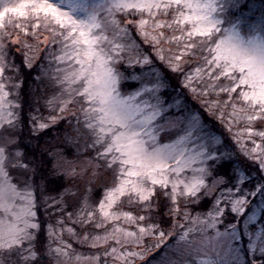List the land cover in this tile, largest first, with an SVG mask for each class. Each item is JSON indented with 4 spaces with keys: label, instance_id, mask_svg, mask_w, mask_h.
<instances>
[{
    "label": "snow or ice",
    "instance_id": "1",
    "mask_svg": "<svg viewBox=\"0 0 264 264\" xmlns=\"http://www.w3.org/2000/svg\"><path fill=\"white\" fill-rule=\"evenodd\" d=\"M0 264H264V0H0Z\"/></svg>",
    "mask_w": 264,
    "mask_h": 264
},
{
    "label": "trees",
    "instance_id": "2",
    "mask_svg": "<svg viewBox=\"0 0 264 264\" xmlns=\"http://www.w3.org/2000/svg\"><path fill=\"white\" fill-rule=\"evenodd\" d=\"M44 34L46 35V33H44ZM19 35H20L21 39H25V36L22 33H19ZM40 96H41V99H40L39 103H32L30 96L25 97V103H24V106H23V110H22L21 116H22V119L25 120L28 124H31L33 118H35L37 120V122H38L39 118H41L40 114L41 113H45L44 97L46 96V94H45V91H43V86H41ZM61 127H63L62 124H59V125L52 124L51 125V130L48 132V134L47 135H44V134L41 135V138L39 140V145L35 149V155L39 156L40 148H42V143L45 142V141L52 140L53 137L55 136V132H57V130H60ZM22 134H23V136L25 138V142H28L29 138H28V134H27V127L24 128V131H23ZM32 143L34 144L35 141H32ZM30 148H31V144H30ZM32 154L33 153L30 151L29 155H32ZM47 166H48V164H47V161H46L45 164L42 165V167L44 169H46ZM59 183H60L59 181L54 182L51 185V189L58 188L59 187ZM40 206L43 207L41 205V203H40ZM40 212H41V214L43 216H45V214L43 213V209L42 208L40 209Z\"/></svg>",
    "mask_w": 264,
    "mask_h": 264
},
{
    "label": "rangeland",
    "instance_id": "3",
    "mask_svg": "<svg viewBox=\"0 0 264 264\" xmlns=\"http://www.w3.org/2000/svg\"><path fill=\"white\" fill-rule=\"evenodd\" d=\"M13 2H15V0H13ZM16 22L22 23V24H30L31 23V21H29V20H22V19H18ZM30 31H31V28H30ZM25 39H29L30 40V38L29 37H26V36H25ZM30 42L39 43L38 41H30ZM43 91H44V89H43ZM45 94L46 95H50L51 92L50 91L48 93L45 92ZM44 109H45V113H41L40 116L44 118V122H48L49 115H52V114H55V113H52L50 111V109H48L45 106H44ZM72 110L74 111L75 109H72ZM69 114L70 113H65L66 116L69 115ZM39 121H40V118H39L38 122ZM59 124H62L63 127H61L60 130H57V132H55V136L53 137L52 140L43 142L42 143V147H44V146H52V145L57 144L58 142L59 143H63L65 134L75 135V133L70 128V126L68 124H66L64 120H60L57 123H55V125H59ZM57 137L59 138V141L56 139ZM67 157H68V160L71 161L77 167H83L88 162V157L86 155H84V154H77V152L73 148H71V147H69L67 149ZM41 205L43 206L42 203H41ZM41 208L43 209V213H44V208L41 207L40 206V203H39L38 204V210H39V212H40V209ZM41 218L42 219H46V216H43L41 214ZM42 237H43V234H42ZM82 251H84V250L82 249Z\"/></svg>",
    "mask_w": 264,
    "mask_h": 264
}]
</instances>
